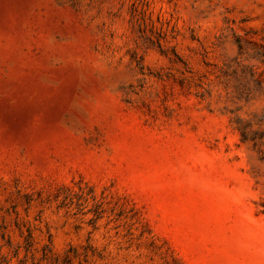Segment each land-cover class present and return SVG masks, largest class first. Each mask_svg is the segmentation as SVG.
<instances>
[{
	"label": "rangeland",
	"instance_id": "obj_1",
	"mask_svg": "<svg viewBox=\"0 0 264 264\" xmlns=\"http://www.w3.org/2000/svg\"><path fill=\"white\" fill-rule=\"evenodd\" d=\"M0 264H264V0H0Z\"/></svg>",
	"mask_w": 264,
	"mask_h": 264
}]
</instances>
